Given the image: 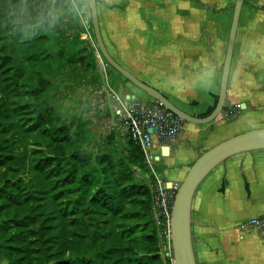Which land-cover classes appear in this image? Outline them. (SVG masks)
<instances>
[{
	"label": "trees",
	"instance_id": "1",
	"mask_svg": "<svg viewBox=\"0 0 264 264\" xmlns=\"http://www.w3.org/2000/svg\"><path fill=\"white\" fill-rule=\"evenodd\" d=\"M74 13L69 0H0V44L4 45L0 58V137H9V147L0 148V261L161 264L159 240L150 221L153 191L134 172H149L141 148L125 135L126 157H90L59 123L55 109L42 107L37 96L46 87L43 76L26 91L34 101L27 103L20 115L14 107L13 98L21 83L27 86V66L65 58L63 51L53 53L51 36L43 33L58 38ZM71 20L75 27V19ZM5 68L14 84L2 80ZM214 107L198 117L209 116ZM28 109L35 115L33 126L53 127L51 139L39 135L48 142L51 155L37 159L31 151L32 131L24 130L21 120ZM68 147L71 150L67 152Z\"/></svg>",
	"mask_w": 264,
	"mask_h": 264
},
{
	"label": "crops",
	"instance_id": "2",
	"mask_svg": "<svg viewBox=\"0 0 264 264\" xmlns=\"http://www.w3.org/2000/svg\"><path fill=\"white\" fill-rule=\"evenodd\" d=\"M202 2L210 6H199L198 3ZM218 2L219 0H97L104 43L112 57L138 79L160 91L185 112L192 115L203 114L215 105V96L219 93L222 75L219 73V58L227 28L210 26L203 29L196 22L189 23V19L196 15L216 18L212 3ZM83 6L86 11H90L88 1L84 0ZM225 16H229V12ZM189 30L201 37L188 38ZM239 30L236 45L240 44ZM205 33L220 35L216 40L213 37L216 47L215 62L207 74L202 71V52H199L201 55L197 58L194 51L203 50L210 45L209 41H205L206 45L203 46ZM244 40L246 37L241 42L243 45L246 43ZM235 59L236 47L233 64ZM232 72L233 68L223 113L229 107ZM121 78L118 77L119 86L122 85ZM113 79L117 77H112L111 81ZM204 83L208 87L203 92ZM118 90L142 99L148 98L138 89ZM107 102L109 101L101 103V106H109L110 103ZM242 104L238 106L241 108ZM243 116L239 119L250 118L248 114ZM208 126L185 123L181 136L169 146V156L161 158L160 167L166 169L164 178L172 186H178L179 169L193 164L208 150L206 146L213 133ZM115 127L121 131L118 125ZM222 129L225 127H215V130ZM156 148V154L160 153L162 156L165 147L157 144ZM263 215L264 151L240 155L220 165L200 186L194 200L193 236L198 263L264 264V230L246 225L250 219Z\"/></svg>",
	"mask_w": 264,
	"mask_h": 264
},
{
	"label": "rangeland",
	"instance_id": "3",
	"mask_svg": "<svg viewBox=\"0 0 264 264\" xmlns=\"http://www.w3.org/2000/svg\"><path fill=\"white\" fill-rule=\"evenodd\" d=\"M85 1L89 3V0ZM235 3L236 0H219L218 3H212L214 5V13L217 14V17L214 19L203 16L199 17V15H196L195 18L190 17L191 20L189 19V23L196 22L197 26L201 25L200 27H203V29L204 27L210 26H215V28H227L226 39L219 58L220 75L225 60ZM198 4L203 7H205V5L210 6L205 2ZM80 6L82 10H84V17L91 22L90 11H86L83 4ZM228 12L229 16L226 17L225 14ZM74 14L75 15H72L71 18H68V26L64 27L63 32L57 36L58 38L52 36L51 33H43V35L51 36L49 48L53 53L58 54L63 51L65 53V58H56L55 60L49 59L47 62H40L39 64L36 62L37 67L34 65L27 66V74L24 78L27 82V86L24 87L21 83L20 91L16 92L17 96L13 98L14 107L17 108V113L20 115L25 105L34 101V96L32 94H27L26 91L33 86V83L37 85V79L43 76L46 79V83L44 84L46 87L44 91L37 96L42 102V107L55 109V114L59 119V123L65 125L69 129V133L74 137L73 139L82 146V149L85 150L90 157L95 158V156L99 154L114 155L116 158H118V156L122 158L126 157L128 153V139L125 137L124 133H122L123 131H118L115 125H113L108 106L105 105L101 109L96 101H100L101 99L102 79H104L105 76L111 78L114 76L117 77V79H113V86H115L116 89L119 88L126 91L133 89L136 91L137 88L127 82L122 76H119L118 73L106 63L98 50L97 44L95 48L93 43L84 38V30L81 26V21L78 15L76 13ZM71 19H75V27ZM239 31L240 44L236 45V59L232 67L233 85L228 99L229 107L225 113H222L215 122L208 126L213 130L206 146L208 150L213 148L214 145L222 143L239 134L264 128V0L245 1ZM248 31L251 33L245 34V32ZM261 31L263 34L260 35ZM187 36L193 39L196 37L199 39L201 37V35L192 33L190 30ZM203 37L204 42L209 41L210 45L204 47L203 50L196 49L194 51L196 57L201 55L199 52H202V71L207 74V72L213 68L212 63L215 62L214 56L216 52L215 40L218 37L220 38V35L217 33L206 35L205 33ZM244 37H246V40H244L246 41L245 45L241 43ZM259 37H261V40ZM205 45L206 42L203 46ZM2 49H4V45L0 44V58H3L4 55ZM66 51L68 53L67 56ZM39 59L41 60L42 58ZM5 70L4 73L2 72V80H4L6 84H14V82L10 80L11 78H9L10 74H8L7 68H5ZM37 71H40L42 75H37ZM118 77H122L121 79H123L121 80L122 85L120 86L118 84ZM205 77L207 76L205 75ZM207 87L208 84L204 83L202 91L204 92ZM236 94L238 97H236ZM217 98L218 96L216 95L215 104ZM240 103L247 104V109L240 108L238 106ZM214 106L215 105H213V107ZM89 107H91V110H89ZM247 110L248 113H246ZM203 114H197L196 116H201ZM247 114L250 117L249 119H239L243 115L247 116ZM33 118H35V115H33L31 109L24 110V114H21V120L25 123L23 129L32 131L29 133L31 136L29 141L30 149L35 153V157L39 159L46 155H51V152H48L46 148L48 142L39 135L51 139L53 127L48 125L39 126L38 124L33 126L35 123ZM216 122L217 124H215ZM221 126H224L225 129L220 131L215 130V127ZM0 140V148L3 146L9 147V144H6L9 137H0ZM69 150H71V147L66 149L67 152ZM58 152L59 149L57 148L56 153ZM145 164L148 168L146 159ZM191 165H186V167L179 169V175H177L179 179L177 183L178 187H180L184 181V177L188 173ZM157 171L163 178L166 177V169L162 166L160 167V164L157 167ZM134 172L137 179L145 181V185L150 191L154 190L153 186L155 179L151 176L150 171L142 174L140 170L134 169ZM167 176L172 177V175L168 174ZM55 181H57V179H54L53 183H55ZM152 209L150 221L151 223L154 222L152 226L155 227L159 240L157 255L160 258V263L173 264L165 250V246L168 243L165 237L166 229L158 219L157 213L154 210V205ZM200 257H202L201 254ZM0 264L7 263L5 261H0Z\"/></svg>",
	"mask_w": 264,
	"mask_h": 264
},
{
	"label": "water",
	"instance_id": "4",
	"mask_svg": "<svg viewBox=\"0 0 264 264\" xmlns=\"http://www.w3.org/2000/svg\"><path fill=\"white\" fill-rule=\"evenodd\" d=\"M246 0H236L232 23L230 27L225 60L222 68L220 89L218 99L213 112L204 118L185 112L176 106L168 97L157 89L149 86L134 74L121 66L108 51L101 32L97 0H89L91 24L95 41L99 52L106 63L129 81L134 87L142 91L148 98L158 102L165 109L181 118L186 123L208 126L215 122L223 113L228 94L230 73L233 65L238 30L240 27L243 7ZM247 104H242V109H247ZM91 110V107H89ZM170 148L165 147L162 152L163 157L169 156ZM264 151V128L248 131L234 136L213 148L202 153L191 165L184 181L180 185L173 208L171 233L174 264H199L193 236V205L198 189L210 174L226 161L248 153ZM171 186V184L169 185Z\"/></svg>",
	"mask_w": 264,
	"mask_h": 264
},
{
	"label": "built area",
	"instance_id": "5",
	"mask_svg": "<svg viewBox=\"0 0 264 264\" xmlns=\"http://www.w3.org/2000/svg\"><path fill=\"white\" fill-rule=\"evenodd\" d=\"M69 1L81 21L84 38L93 43L96 48L90 21L84 17V10L80 6L84 0ZM100 97V101H96V103L103 108L101 103L109 101L107 102L110 103L109 106L106 105L110 111L113 125H118V128L141 148L145 156L151 176L155 179L153 186L154 210L166 229L165 237L168 243L165 250L174 264L171 222L179 187L169 186L170 183L158 173L157 167L163 156L160 153L156 154V147L157 144L160 147H167L175 142L181 136L186 122L150 98L142 99L136 95L121 92L113 86L111 77L108 76L102 79ZM246 225L264 230V215L250 219Z\"/></svg>",
	"mask_w": 264,
	"mask_h": 264
}]
</instances>
